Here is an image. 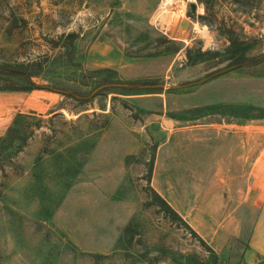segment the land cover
I'll return each mask as SVG.
<instances>
[{"label": "rangeland", "instance_id": "374dc122", "mask_svg": "<svg viewBox=\"0 0 264 264\" xmlns=\"http://www.w3.org/2000/svg\"><path fill=\"white\" fill-rule=\"evenodd\" d=\"M58 1L0 0V60L55 54L46 40L74 31L84 70L102 69L87 51L104 42L146 78L119 82L164 89H87L74 96L91 100L82 103L41 79L36 90L0 91V264H264V0L184 1L169 26L154 17L163 0ZM161 37L178 50L156 49ZM239 41L241 61L231 56ZM18 114L40 128L11 154Z\"/></svg>", "mask_w": 264, "mask_h": 264}, {"label": "trees", "instance_id": "16d2710c", "mask_svg": "<svg viewBox=\"0 0 264 264\" xmlns=\"http://www.w3.org/2000/svg\"><path fill=\"white\" fill-rule=\"evenodd\" d=\"M58 0H48L50 5L58 4ZM198 2H204L198 0ZM205 19L204 16L200 17ZM4 33L8 32V28L2 30ZM2 32V33H3ZM79 32H67L58 35L56 38H51L46 40V45L48 50H57L55 54H42L33 59H25L21 61H10L6 59L0 60V91L2 92H29L32 90L39 89L42 84H37L34 79H41L47 85L53 88L64 90L67 93L61 94L65 98H71L80 103L88 102L91 100L77 99L74 96L83 97L87 95V89H94L98 86L110 84V83H121L119 82L118 75L114 70L110 69H95V70H84L82 63L85 60L82 54L79 41ZM156 49L162 47L166 43H170L171 52H176L178 50L176 44L165 38H157ZM235 52L231 55L232 58H236L241 61L239 53H243L248 49L246 43L239 41L234 42ZM164 49V48H163ZM167 51L168 48H165ZM126 56L133 58L126 54ZM71 67L73 68L72 74L65 75L62 72H56L58 68ZM135 84H150L149 82H138ZM160 89H137V88H107L103 92L118 93L122 95H157L160 94ZM183 91L181 89H169L168 92H179ZM102 95V92L98 93L97 96ZM30 116L26 114H18L15 116L10 127L8 128L7 141L8 146L11 148V154L16 152L20 145L18 141H24L26 138L30 137L35 130L40 128V121L37 123H31ZM2 141L6 140V137L0 138ZM5 139V140H4ZM6 142V141H5ZM25 142V141H24ZM148 182V180H147ZM153 199V202L160 208V210L165 214L166 217L170 218L172 221H182L181 218L173 211L170 206L152 189L149 184L146 188Z\"/></svg>", "mask_w": 264, "mask_h": 264}, {"label": "crops", "instance_id": "0c3cea01", "mask_svg": "<svg viewBox=\"0 0 264 264\" xmlns=\"http://www.w3.org/2000/svg\"><path fill=\"white\" fill-rule=\"evenodd\" d=\"M87 64L92 68L113 69L120 80L135 81L146 79L134 70L138 60L126 57L121 50L107 43L94 42L87 51Z\"/></svg>", "mask_w": 264, "mask_h": 264}, {"label": "water", "instance_id": "95a60500", "mask_svg": "<svg viewBox=\"0 0 264 264\" xmlns=\"http://www.w3.org/2000/svg\"><path fill=\"white\" fill-rule=\"evenodd\" d=\"M189 8H190V12L191 13H195L196 11V5H194L193 3H191L189 5ZM189 22L188 21H183L182 22V26H181V30H184L187 26H188ZM264 59V56L262 57L261 60ZM237 67V65H231V66H228V67H225V68H222L214 73H212L211 75L207 76L204 80L202 81H196V82H191V83H187V84H183V85H180V86H172L171 88L169 89H185V88H190V87H195V86H198L200 84H202L203 82H206V81H209L213 78H216L226 72H229L233 69H235ZM137 88V89H164V85L162 84H139V85H130V84H124V83H110V84H105V85H101V86H98L97 88H95L89 95V97H93L96 93H98L99 91L101 90H104V89H107V88ZM45 89H48V90H51V91H54V92H57V93H60V94H66L67 92L64 91V90H60V89H55V88H52V87H48V86H45L44 87Z\"/></svg>", "mask_w": 264, "mask_h": 264}, {"label": "bare ground", "instance_id": "6f19581e", "mask_svg": "<svg viewBox=\"0 0 264 264\" xmlns=\"http://www.w3.org/2000/svg\"><path fill=\"white\" fill-rule=\"evenodd\" d=\"M184 1L191 2L192 0H163L157 10V14H155L154 16L155 20H159L161 23L169 26L170 18L166 15L170 12V10L173 9V6H175L178 10H180V12H182ZM200 32L201 34H205L204 29H202Z\"/></svg>", "mask_w": 264, "mask_h": 264}]
</instances>
